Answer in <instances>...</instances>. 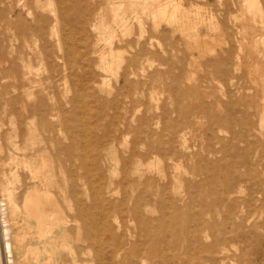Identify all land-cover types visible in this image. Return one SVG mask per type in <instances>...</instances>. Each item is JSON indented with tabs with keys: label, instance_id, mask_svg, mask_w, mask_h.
Wrapping results in <instances>:
<instances>
[{
	"label": "rangeland",
	"instance_id": "obj_1",
	"mask_svg": "<svg viewBox=\"0 0 264 264\" xmlns=\"http://www.w3.org/2000/svg\"><path fill=\"white\" fill-rule=\"evenodd\" d=\"M163 1L0 0V209L6 191L20 209L24 198L36 199L53 239L38 237L33 217L15 219V264H97L72 193V179L84 173V142L96 183L113 192L106 199L115 208L89 211L112 228L99 233L107 264L110 234L137 240L142 225L131 209L143 194L144 239L155 255L147 264H264V184L261 194L254 187L264 180V157L255 155L264 144V0H172L176 8ZM38 23L43 39L30 34ZM125 68L136 75L122 82ZM23 86L33 111L24 108ZM126 126L163 141L183 131L184 145L173 158L162 146L145 159L148 169L125 176L137 136ZM104 131L115 138L110 151ZM132 178L150 183L132 188ZM78 179L88 209L92 193ZM0 231V264H9Z\"/></svg>",
	"mask_w": 264,
	"mask_h": 264
},
{
	"label": "bare ground",
	"instance_id": "obj_2",
	"mask_svg": "<svg viewBox=\"0 0 264 264\" xmlns=\"http://www.w3.org/2000/svg\"><path fill=\"white\" fill-rule=\"evenodd\" d=\"M137 1V0H136ZM163 1V0H162ZM38 2V0H36V3ZM157 2V1H156ZM164 2V1H163ZM171 3H173V1L171 0L170 1ZM180 2V0H179ZM153 3V2H152ZM163 4V3H162ZM170 4V3H169ZM179 4V3H177ZM149 5V4H148ZM154 6V4H153ZM161 6V5H160ZM173 6L175 7L176 5H174L173 3ZM172 6V7H173ZM43 6H41L42 8ZM158 7V6H157ZM162 7V6H161ZM164 7V6H163ZM162 7V8H163ZM170 7V6H169ZM179 7V6H178ZM154 8V7H153ZM168 8V7H167ZM171 8V7H170ZM176 8V7H175ZM181 8V7H180ZM169 9V8H168ZM173 9V8H172ZM139 10V9H138ZM145 10V9H144ZM160 10V9H159ZM181 10V9H180ZM178 10V12L180 11ZM140 11V10H139ZM176 11V10H175ZM182 11V10H181ZM12 12V11H11ZM138 12V11H137ZM142 12V11H141ZM177 12V11H176ZM177 12V13H178ZM171 13V12H170ZM170 13H168V15H170ZM175 13V12H174ZM140 14V13H139ZM161 14V17L165 16V12H160ZM56 15V14H55ZM84 15V14H83ZM82 15V16H83ZM146 15V13L144 14ZM57 16V15H56ZM147 17V16H146ZM173 18V16H171ZM86 16L82 18V21L83 23L85 22L86 24ZM165 18V17H164ZM148 19V18H147ZM170 20V19H169ZM171 21V20H170ZM87 26V25H85ZM90 26V25H89ZM94 26V25H92ZM172 26V25H171ZM85 28V27H84ZM174 29V28H173ZM176 29V28H175ZM84 30V29H83ZM110 30V28H109ZM86 31V30H85ZM111 33L113 35L114 31L113 29L111 28ZM32 36H35V37H40V38H44V33H43V30H42V27L39 25V23L36 25V27L34 29H31V33H30ZM111 36V34H110ZM115 35H113L114 37ZM112 37V36H111ZM110 37V39H111ZM113 39V38H112ZM119 40V39H118ZM140 40V39H139ZM95 42V41H94ZM97 42V41H96ZM104 42V41H103ZM107 42V41H106ZM105 42V43H106ZM109 42V40H108ZM108 42L106 44H108ZM87 43V42H86ZM111 43V42H109ZM122 44V42H121ZM120 45V44H119ZM88 46V45H87ZM85 46V47H87ZM92 46V45H91ZM94 46H96V44H94ZM92 46V47H94ZM124 46V45H123ZM142 47V45H141ZM90 48V46L88 47ZM92 52L93 55L94 54H98V52L95 50V47L92 48ZM125 49V48H124ZM131 49V48H130ZM88 51V50H87ZM115 49L112 47V46H109V56H111L113 58V60H115L116 58H114L115 56L113 54H116V52H114ZM120 51V50H119ZM118 51V52H119ZM122 51V50H121ZM124 51V50H123ZM114 52V53H113ZM89 53V52H87ZM105 53V52H104ZM104 53L103 52H100L99 55H101V57L104 56ZM124 53V52H122ZM142 53V52H141ZM90 54V53H89ZM144 54V53H143ZM120 56H122V54H119ZM139 55V54H138ZM137 55V56H138ZM145 55V54H144ZM85 56V55H84ZM88 56V55H87ZM119 56V57H120ZM142 56V55H141ZM73 57V56H72ZM118 57V56H116ZM103 59V58H102ZM110 59V58H109ZM119 59V58H118ZM112 60V59H110ZM118 61V60H117ZM116 62V61H115ZM120 62H122V60H119L117 63L119 64ZM123 63V62H122ZM120 63V64H122ZM130 67L133 68L134 64H136V59L134 60H131L129 62H127ZM71 65V64H70ZM128 65V66H129ZM127 67V66H126ZM72 69V68H71ZM83 69V67H82ZM105 69V68H104ZM135 69V68H134ZM87 71V70H86ZM105 71V70H104ZM89 72V71H88ZM124 72V75H123V81L122 82H127L128 81V78L129 76L131 75H136V71L134 70H129L127 68H125V70L123 71ZM87 73V72H86ZM25 74V73H24ZM93 74V73H92ZM87 75H89V73H87ZM86 75V76H87ZM89 77H92V76H88ZM93 77H94V74H93ZM93 77L91 78L92 80ZM87 78V79H88ZM96 80V79H95ZM118 81V80H117ZM93 82V81H92ZM97 82L95 81V84ZM117 84V83H116ZM128 84V83H127ZM125 85V84H124ZM133 86V85H131ZM98 87V86H97ZM120 87V86H118ZM125 87V86H124ZM17 90H20L21 85H18L17 87ZM126 88V87H125ZM128 88V87H127ZM132 88V87H130ZM119 89V88H118ZM117 89V90H118ZM122 89V88H121ZM129 89V88H128ZM119 92V91H118ZM121 94V93H119ZM20 95H24L25 99H26V102L24 103V108L29 110V111H33L34 110V105L31 104L28 100L31 98V96L33 95L31 91H29V89H27L26 87L23 86V89L21 90L20 92ZM117 95V94H116ZM123 95V93H122ZM125 96V95H123ZM127 96V95H126ZM129 96V95H128ZM121 98V97H119ZM123 98V97H122ZM129 98V97H128ZM116 99V98H114ZM113 99V100H114ZM130 99V98H129ZM112 101V100H111ZM120 101L119 100H116ZM113 102V101H112ZM121 102V101H120ZM132 102V101H130ZM115 103V101H114ZM117 103V104H118ZM124 103V101H123ZM109 104V103H108ZM122 104V103H121ZM125 105V104H124ZM112 107L114 105H111ZM119 106V104H118ZM133 106V105H132ZM130 105V107H132ZM114 107H117L116 105ZM112 109H115V108H112ZM111 109V110H112ZM121 110V108H119ZM116 111V110H114ZM118 111V110H117ZM130 112V111H129ZM132 112V111H131ZM114 113V112H113ZM119 113V112H118ZM117 114V112L115 113ZM119 115V114H118ZM121 115V114H120ZM119 115V116H120ZM133 116V114L131 115ZM130 116V117H131ZM117 117V116H116ZM122 116H120L119 118H121ZM110 118V117H109ZM113 118V117H112ZM111 118V120H112ZM114 119V118H113ZM120 120V119H119ZM128 120V119H127ZM113 121V120H112ZM130 121V119L128 120ZM115 122V121H114ZM121 122V121H120ZM126 122V121H125ZM141 122V121H140ZM127 124V122L125 123ZM113 125V124H111ZM110 125V126H111ZM116 125V124H115ZM119 125V124H118ZM122 125V124H121ZM116 127V126H114ZM112 129V128H111ZM116 130V128H113ZM118 129V128H117ZM125 130V133H127L128 131L129 132H133V134L135 133V138L133 140V147L132 149H130L129 153H130V158H127L126 157L123 161V174H125V176H128L130 172L132 173H136L140 170H144L143 168H149L148 167V164H145V159L148 158V156L153 153V152H157L158 154H160V151H161V147L162 146H167L166 149L168 151V155H170L171 158L175 157L177 155V150H176V146L179 147V146H183L184 145V141H185V133L183 131H179V130H171L169 132V138L166 140V141H163L161 140L159 137L158 138H152L153 134L151 132L147 133L145 135V138H141L140 135H141V131L139 128H132L130 126H126V129ZM111 131V130H110ZM118 131V130H117ZM114 132V131H113ZM120 132V131H119ZM118 132V133H119ZM124 133V131H122ZM103 133H106L104 135L106 136H109L107 134L106 131H104ZM112 134V132H110ZM121 133V132H120ZM119 133V135H120ZM116 133H114V135L112 136H115ZM118 135V136H119ZM123 135V134H122ZM117 136V137H118ZM126 136V135H125ZM102 137V136H101ZM99 138V137H98ZM114 138V137H113ZM103 139V138H102ZM115 139V138H114ZM112 139V137H108V139H106V142L104 143L103 142V147H102V142H100V146L105 149V147H107L108 151L111 150L112 148V145H110V143L114 142ZM118 139V138H117ZM103 141V140H102ZM96 143V142H95ZM95 146V145H94ZM98 146V144H97ZM88 147V143H83V158L81 160V167L83 170H84V173L82 175V177H80L78 180H81V183H82V186L83 187H87V189L92 193V198H91V205H89L90 207H88V209L85 207V205L81 202V197L79 195V193H81L80 191L77 192V190L79 189H76V186L78 187V185H75L74 183L78 182L76 181L77 179L73 178L72 179V185H74L72 187L73 191L72 193L75 195L74 199L76 201V206H77V210H76V214H75V218H76V221L79 223V229L82 230V233L85 235V238L83 236V240L84 241H87L89 242V245L92 247H90L91 249H95L96 251V263L97 264H107L103 258V249L101 248V245H102V242H101V239L99 238V233L101 232H111L112 228L111 226L105 224V222H102V225L99 223V219L97 220L95 217V213L97 214H102V215H106L107 214V210L105 208H103L104 204H108L109 206V210L113 207L115 208V206L113 205L114 204V201L111 200V197L106 199V196L107 195H110L112 196L113 192L111 190H109V185L108 186H99L97 183H96V180L94 179V175L92 173L93 170H90L88 168V163L86 161V149ZM131 147V146H130ZM257 147L260 149V151H258V153H256L255 155H259V157L262 159V157H264V144L262 143H259L257 145ZM95 150V157H94V162L96 161V164L98 162H100L101 160V150H98V149H94ZM128 153V154H129ZM150 158V156H149ZM149 160V159H147ZM27 161V160H26ZM90 162V161H89ZM262 162V161H261ZM260 162V164H258V167H261L263 164ZM43 167H38V169L35 171L34 175L35 177L37 176H40V174L42 173L43 171ZM99 172H101V169H98ZM251 174H247L248 177H250ZM238 177V176H237ZM128 178V177H127ZM241 178L238 177V180H240ZM126 180V179H125ZM76 181V182H75ZM129 181V186L130 187H138V186H141V185H147L150 183V180H144V182H141L140 180H136V179H130L128 180ZM127 181V182H128ZM126 182V181H125ZM123 183V182H122ZM262 184H264V180L262 181L261 179H258L255 183V186L256 189H257V192L259 194H261V188H262ZM232 184L228 183L227 185V188L226 190L224 191L225 193H230L231 192V189H232ZM5 198L1 201V209H0V215H2V219H0V222H1V229L2 230V235L3 236V246H4V253L6 256H8L9 258V264H15V259H14V251H15V245H14V231L12 230V225H13V222L15 219H17L20 223L23 224V222L26 221V219L30 218V217H33L36 222H35V230H36V234L38 235V237H40V239H46L47 237L49 238V243H53V239L50 238L48 235L52 233V227L46 222V214L41 211L39 208H38V203L36 201V199L33 201V200H30L28 198H24V202H23V205H22V209H20V207L18 205H16V203H14V201L12 200V197L10 195V193H8L6 191L5 193ZM44 194H48V191H45ZM50 195V194H49ZM145 195V194H143ZM143 195H139L140 196V201L142 202L143 205H140V204H134V206L132 207L131 209V214L133 215V217L138 220V222L142 225L141 229L142 230H139V234H138V237L137 240H134L132 242H129V239L130 238H133V236H131L130 234H118V238H116V236L114 234H110V242L113 244V247L111 249V252H110V257H111V261L109 262V264H147V260L150 259V257H155V255H153L154 253V249L151 247L150 244H148V242L146 241V238L144 239V236L146 235V226H147V223H144L142 224L146 219H144L142 217V206H146L148 205V199H146L145 196ZM156 195V194H154ZM231 195V194H230ZM83 196V195H82ZM125 201V200H124ZM90 209H94L95 210V213L94 215L90 214L89 211ZM91 215V216H90ZM91 217V218H90ZM102 220V219H101ZM26 225V224H25ZM101 225V226H100ZM100 227V228H99ZM121 229V226L118 225L116 226V230L117 231H120ZM100 231V232H99ZM1 232V231H0ZM44 241V240H43ZM116 241V242H114ZM45 244V242H43ZM21 250V247L18 248V256H19V253ZM37 250V249H36ZM46 252V251H45ZM44 253V251H43ZM49 254V253H48ZM46 254V255H48ZM45 258L47 256H44ZM118 257H123V260L121 262H114V260H116V258ZM104 259V260H103ZM133 259V263L132 262H129L130 260ZM50 260V259H49ZM48 260V261H49ZM47 261V260H46ZM92 264V263H91Z\"/></svg>",
	"mask_w": 264,
	"mask_h": 264
}]
</instances>
